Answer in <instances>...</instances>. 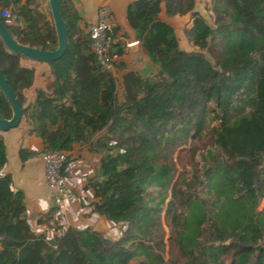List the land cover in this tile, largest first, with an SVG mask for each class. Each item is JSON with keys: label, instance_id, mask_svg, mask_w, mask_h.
<instances>
[{"label": "trees", "instance_id": "obj_1", "mask_svg": "<svg viewBox=\"0 0 264 264\" xmlns=\"http://www.w3.org/2000/svg\"><path fill=\"white\" fill-rule=\"evenodd\" d=\"M18 1L0 0V10ZM195 3L127 4L126 19L156 69L127 70L119 93L72 0H60L66 48L47 61L58 92L37 89L32 113L23 105V89L33 68L0 38V70L29 132L43 151L69 152L75 143L98 151L87 206L123 224L116 238L91 225L60 226L51 236L35 232L23 192L11 187L10 173H0V264H264V204L258 207L264 197V0H204L211 20ZM10 9L16 21L6 27L13 37L43 49L56 46L52 17L37 3ZM162 10L190 15L183 32L192 49L180 48ZM116 30L112 26L113 36ZM194 47H211L224 72ZM126 65L122 58L119 67ZM0 113L11 115L1 89ZM18 153L25 159L34 151L20 147ZM5 161L0 135V170ZM56 210L51 205L44 221Z\"/></svg>", "mask_w": 264, "mask_h": 264}, {"label": "crops", "instance_id": "obj_2", "mask_svg": "<svg viewBox=\"0 0 264 264\" xmlns=\"http://www.w3.org/2000/svg\"><path fill=\"white\" fill-rule=\"evenodd\" d=\"M31 1L37 3L39 8L44 9L47 12V19L50 20L51 15L50 13L48 14V1ZM100 1L104 2L111 16L112 26H117V36H115L117 44L121 43L120 47L123 46L122 50L128 54L127 45L131 41L137 40L135 31L129 25L125 16L126 6L132 0H72L80 16L78 20L79 26L85 31L88 30V26L96 17ZM24 2L25 0H19L16 3L10 4L9 7L16 11L19 10ZM195 2L196 8L203 14V11L207 10L204 0H195ZM160 17L174 27L180 48L186 50L193 48L189 43L187 47H182L181 45L180 32L190 22V15L188 13L166 16L162 10ZM143 54L144 58L148 59L144 51ZM20 60L23 65L33 68L32 82L23 89L26 98L23 105H29L30 113L36 112L38 110V106L34 102L36 90L42 89L46 95L54 96L58 92V83L47 61L24 56ZM126 66L117 67L115 64L112 72L120 70L123 74L127 70L132 69ZM119 91H121V88ZM0 135L3 137L6 152V161L0 173H10L12 180L11 187L14 190L19 189L23 192L26 218L30 227L35 232L45 231L44 229H47L48 224L57 220L59 222H66L60 223L63 227L70 224L94 226L96 223H99L98 227L101 229L105 226V221L106 223L107 221L113 222L99 216L87 206V201L94 198L93 187L90 185V181L98 168L101 156L98 151L91 150L88 144L75 143L73 145V148L69 151L71 159L65 170L67 184L72 196L66 200L58 199L45 183L43 162V153L45 151L42 150L41 139L34 133L29 132L27 122L21 121L17 126L0 130ZM95 138L96 135L93 139ZM20 147H26L29 150H33L34 153L25 159H21L18 153ZM53 204L57 205V210L53 214L54 218L46 222L44 221L45 213ZM59 230L53 233L59 232ZM47 235L49 236L48 233Z\"/></svg>", "mask_w": 264, "mask_h": 264}, {"label": "built area", "instance_id": "obj_3", "mask_svg": "<svg viewBox=\"0 0 264 264\" xmlns=\"http://www.w3.org/2000/svg\"><path fill=\"white\" fill-rule=\"evenodd\" d=\"M15 17V12L9 7L0 10V18L5 25L15 24ZM88 32L101 64L112 71L121 53L115 50L116 37L112 34L111 16L102 1L98 4L94 21L88 26ZM68 154L65 150H47L43 153L45 183L58 199L66 200L72 196L64 173Z\"/></svg>", "mask_w": 264, "mask_h": 264}, {"label": "water", "instance_id": "obj_4", "mask_svg": "<svg viewBox=\"0 0 264 264\" xmlns=\"http://www.w3.org/2000/svg\"><path fill=\"white\" fill-rule=\"evenodd\" d=\"M48 6L51 12V17L54 23V27L57 35V44L53 49H43L37 46L27 45L20 41H18L15 37H13L5 23L0 18V38L10 50L15 52H20L24 57H31L40 60L50 61L57 57H59L66 48V21L63 19L60 9H59V1L60 0H47ZM128 51V62L131 65H135L143 61V47L138 40L131 41L127 45ZM0 89L4 93L6 99L9 102L11 107V115L9 117H3L0 113V130H6L8 128L17 126L22 120V105L17 97L16 93L13 91L9 83L7 82L6 77L0 70ZM99 223L94 227L95 229L101 231L99 229ZM261 245L258 244L259 248Z\"/></svg>", "mask_w": 264, "mask_h": 264}, {"label": "rangeland", "instance_id": "obj_5", "mask_svg": "<svg viewBox=\"0 0 264 264\" xmlns=\"http://www.w3.org/2000/svg\"><path fill=\"white\" fill-rule=\"evenodd\" d=\"M198 2V1H197ZM203 14L207 17V19L211 20L212 17L211 15L209 14V12L205 9L203 11ZM180 36H181V45L182 47H187V44H191L183 31L180 32ZM121 43L117 44L115 46V49H117L118 47H120ZM192 45V44H191ZM193 46V45H192ZM123 47V46H121ZM182 50H186L184 48H181ZM194 49H197V50H201L207 57V59L210 61V63L213 65V67L217 70H219L220 72H224V70L216 63V61L214 60V58L212 57V49L211 47H207V48H204V49H200V48H197V47H194ZM125 51H122V55H121V58L120 60L118 59L117 62L115 63L118 66H120V63H121V59L124 57L125 60H126V63H127V68H132L134 70H137L139 71L140 73H143V74H146V73H149L151 72L152 70L156 69L155 68V65L151 63V61L149 59H147L146 57L143 59V61H141L140 63L138 64H135V65H131L129 62H128V54L127 53H124ZM114 76H115V79H116V82H117V86H118V89L120 90V88L122 87V73L120 70H115V72L113 73ZM120 93V91H119ZM21 121H24L26 122L24 119H23V116H22V120ZM264 204V197L261 199V201L259 202V205L258 207H262ZM105 219V218H104ZM62 223H66V222H59V220H57L56 222H53L51 224H48L47 226V229L45 228L44 230L46 231L45 234L47 235V233L49 234V236L59 230L60 226H62L61 224ZM97 224V223H96ZM96 224L94 225V227L96 226ZM123 228V224L121 222H108L106 223L105 221V226H103V228L101 229L99 227V229H101V231L109 236V237H113V238H116L118 237L120 234H121V230ZM48 236V235H47ZM262 243H264V239L261 241ZM261 245V243H260Z\"/></svg>", "mask_w": 264, "mask_h": 264}]
</instances>
